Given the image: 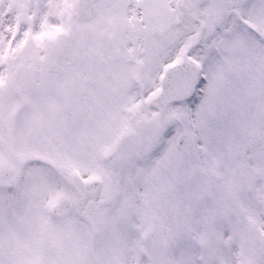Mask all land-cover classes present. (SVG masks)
Instances as JSON below:
<instances>
[{"label": "snow or ice", "instance_id": "1", "mask_svg": "<svg viewBox=\"0 0 264 264\" xmlns=\"http://www.w3.org/2000/svg\"><path fill=\"white\" fill-rule=\"evenodd\" d=\"M0 264H264V0H0Z\"/></svg>", "mask_w": 264, "mask_h": 264}]
</instances>
